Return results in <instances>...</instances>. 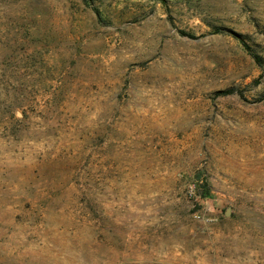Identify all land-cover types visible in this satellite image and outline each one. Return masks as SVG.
<instances>
[{
	"label": "rangeland",
	"instance_id": "obj_1",
	"mask_svg": "<svg viewBox=\"0 0 264 264\" xmlns=\"http://www.w3.org/2000/svg\"><path fill=\"white\" fill-rule=\"evenodd\" d=\"M0 264H264V0H0Z\"/></svg>",
	"mask_w": 264,
	"mask_h": 264
},
{
	"label": "trees",
	"instance_id": "obj_2",
	"mask_svg": "<svg viewBox=\"0 0 264 264\" xmlns=\"http://www.w3.org/2000/svg\"><path fill=\"white\" fill-rule=\"evenodd\" d=\"M185 34V33H183ZM239 37V35H237ZM245 44V43H244ZM234 90L233 89H226V90H223V91H219V92H222V93H231L233 92Z\"/></svg>",
	"mask_w": 264,
	"mask_h": 264
},
{
	"label": "water",
	"instance_id": "obj_3",
	"mask_svg": "<svg viewBox=\"0 0 264 264\" xmlns=\"http://www.w3.org/2000/svg\"><path fill=\"white\" fill-rule=\"evenodd\" d=\"M228 212H229V211H228V209H227V210H226V214H228Z\"/></svg>",
	"mask_w": 264,
	"mask_h": 264
}]
</instances>
